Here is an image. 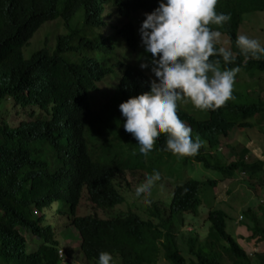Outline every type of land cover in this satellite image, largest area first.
I'll return each instance as SVG.
<instances>
[{
  "label": "trees",
  "instance_id": "obj_1",
  "mask_svg": "<svg viewBox=\"0 0 264 264\" xmlns=\"http://www.w3.org/2000/svg\"><path fill=\"white\" fill-rule=\"evenodd\" d=\"M156 6L157 0H0V264H69L58 257L55 229L41 223V210L59 201L69 204L67 224L77 233L87 261L96 262L100 251H108L118 264H222L219 248H223L231 264H264V254L251 259L237 241L264 243L262 204L241 215L247 219L241 224V236L226 231L225 211L210 209L206 240H200L195 230L177 239L172 220L196 213L203 185L199 179L184 176L177 182L170 201L161 202L167 211L152 202L145 219L132 211L104 216L123 202L119 187L124 176L128 187L133 179L151 175L153 169L161 173L175 161L182 168L194 162L222 175L206 180L212 187L240 174L245 188L264 187V158L248 161L247 146L226 143L235 127L243 130L264 123V86L259 82L264 57L245 59L235 44L243 14L264 11V0H217L216 11L230 13L231 18L209 27L227 37L228 48L237 57L228 67L239 66L240 71L232 98L216 110H199L190 100L178 102V118L191 127L193 138L203 142L197 155L185 157L164 149L165 134L159 135L146 157L139 154L135 139L123 129L118 105L147 91L151 73L148 77L128 62L115 74L114 64L123 63L105 59L113 49L101 31L106 17H128ZM77 14L79 23H72ZM56 18L63 26L55 39L38 36L34 43L38 48L25 57L23 49L37 30ZM119 31L135 51L133 24L126 23ZM147 55L143 52L140 57ZM210 59H220L223 69L221 57ZM11 113L19 118L15 126L8 123ZM222 143L234 152L231 161L216 151ZM256 164L261 166L257 169ZM84 196L90 207L85 215H77ZM26 234L42 243L29 250Z\"/></svg>",
  "mask_w": 264,
  "mask_h": 264
},
{
  "label": "clouds",
  "instance_id": "obj_2",
  "mask_svg": "<svg viewBox=\"0 0 264 264\" xmlns=\"http://www.w3.org/2000/svg\"><path fill=\"white\" fill-rule=\"evenodd\" d=\"M216 4L217 0H157V6L143 14L139 42L148 55L139 67L148 69L153 79L147 82V91L118 105L123 129L135 139L141 156L152 152L160 134H165L164 149L173 155H197L203 142L193 138L191 127L178 118V102L190 100L199 110L214 111L232 98L240 68L228 67L237 59L231 49L216 46L221 33L209 25L220 26L231 18L230 13L217 12ZM235 44L245 59L264 57V46L256 38L238 34ZM214 56L222 58L223 69L220 59H210ZM160 179L159 171L153 169L135 188L136 197H147ZM28 244L33 249L37 245ZM59 246L58 242V257L66 260ZM112 260L111 253L100 251L96 264H112Z\"/></svg>",
  "mask_w": 264,
  "mask_h": 264
},
{
  "label": "rangeland",
  "instance_id": "obj_3",
  "mask_svg": "<svg viewBox=\"0 0 264 264\" xmlns=\"http://www.w3.org/2000/svg\"><path fill=\"white\" fill-rule=\"evenodd\" d=\"M145 12L146 11H138L137 13L128 17L118 16L117 14H113L111 17H106V25L101 28V31L108 38V42L113 45V49L110 51V53L106 54L105 59L112 57L113 61H120L123 63L122 66H118L117 63L114 64L115 74L118 73V70L122 71L125 67V64L128 62H133L139 67V64L142 60L140 54H142L144 51L142 45L139 42L140 37L138 28L144 19L143 14ZM129 22L133 24L137 38L138 45L135 51L128 48L125 37L121 31H119L126 23ZM72 23H79L78 14L73 17ZM62 26L61 18H56L54 20L45 22L34 34L33 40L29 41V45L24 47V56L28 57L34 50H36V48H38L34 44L36 43V38L38 36L53 37L55 39L56 34L62 30ZM238 34H245L249 37L256 38L261 43V45H264V11H253L243 14L242 23L238 28L237 35ZM48 42L51 44L52 40H49ZM217 45H219V47L228 48L229 42L227 37L221 34L219 43ZM143 70L149 77V70ZM253 78L258 81L259 76H254ZM260 78L261 80L259 82L261 86H264V73L260 75ZM242 79L244 81L248 80L246 76H243ZM234 82H236V80ZM99 87L104 88V85L100 84ZM250 87L252 88V86ZM255 88L260 87L255 86ZM263 92L264 91L261 90V93L264 96ZM94 99L96 102L100 100L97 96H95ZM186 101L187 100H182V102ZM30 111L35 112L32 109H30ZM18 121L19 118L15 117L13 113H11L8 123L11 126H15ZM227 142L233 144L239 142L247 146L250 150L249 154L247 155L248 161H251L255 158H264V123L251 128H245L243 130L235 127L230 132V135L226 140V143ZM226 148L227 147L225 144L222 143L216 148V151L222 156L224 160L231 161L233 159L234 152L226 150ZM180 164L181 163L178 161H175L169 164L168 167L163 168L162 172L160 173L161 179L154 184L150 194L147 197H136L135 188L139 184L143 183L144 177L148 175L143 174L140 178L133 179L129 183L128 187L125 185L128 176H124L125 180L122 178L123 180L121 181V185L119 187V191L123 196V202L113 206L111 209H108L104 213V216H112L118 213L132 211L138 214L141 218L145 219L148 217L147 206L152 202H156L157 206L167 211V208H163L161 202L163 201L168 203L170 201V194L174 185L177 182L182 181L185 176L199 179L203 182V185L198 192V199L200 203L196 209V213L192 212L191 214L193 215L183 213L182 216H176L172 220V227L178 240L180 238H186V232H190L191 230H195L199 234L200 240H206L209 231L207 212L210 209H221L225 211L227 214L226 231L233 237L244 234L241 224L246 223L247 219L241 215L247 210V208L257 210L258 204H262L264 206V187L256 191L245 188L240 183V181L244 178L242 174L231 179L223 180L218 183L216 187H212L206 180H219L220 176L222 175H218L217 173L211 171H205L204 168L200 166V164H196L194 162H188L185 168H182V165L180 166ZM255 166L258 169L261 164H256ZM89 204V201L84 196L79 206L76 208V214L85 215V211L90 207ZM94 210L100 213V210ZM40 213L42 216V225L49 224L56 229V239L58 240L59 245L62 246L59 247L64 253L66 252L65 256L68 258H66V260H68L69 264H96L94 261H87L84 259L79 250L77 233L67 224L70 217L69 204L67 202H55L48 208L42 209ZM239 232H242V234ZM26 239L31 244L36 245L42 243L41 240L36 241L30 236H26ZM237 241L251 259H253L254 255L256 254H264V243H246L245 239L243 240V238H237ZM221 245L224 246V244ZM32 249L33 246L29 245V250ZM219 251L222 252V254H220V261L222 264H231V260L224 253V249L219 248ZM112 264H118V260L113 259Z\"/></svg>",
  "mask_w": 264,
  "mask_h": 264
}]
</instances>
